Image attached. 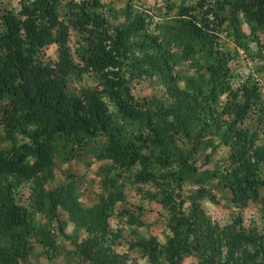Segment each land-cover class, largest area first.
<instances>
[{
    "label": "trees",
    "instance_id": "1",
    "mask_svg": "<svg viewBox=\"0 0 264 264\" xmlns=\"http://www.w3.org/2000/svg\"><path fill=\"white\" fill-rule=\"evenodd\" d=\"M99 5L100 0H68L67 16L63 18L57 0H23L18 9L1 15L0 128L3 132L0 137L8 140V144L0 145V232L9 242L7 249L0 250L2 264L24 258L29 233L38 227L33 214L15 201L13 179H32L36 184L33 197L39 207L42 192L48 198L56 194L63 204L69 197L70 189L65 185L50 188L45 184L52 178L53 167L65 157L60 147H70L72 143L83 148L95 143L97 159H106L121 168H135L133 177L137 182L161 181L165 185L174 182L181 188L186 177L195 173V146L186 151L176 150L174 136L179 128L171 126L167 119V114L174 110V115H179L178 125L182 126L187 113H181L180 105L157 113L153 98L134 95L122 73L124 45L136 32L142 31L153 42L180 34V42L184 44L180 57L188 48L193 64L197 67L206 64V80L201 77L200 83H206L210 101L227 92L222 112L227 113L228 119L220 137L231 148L228 199L242 207L257 199L260 191L264 193L255 131L240 125L255 99L260 98L259 90L256 84L231 86L227 65L231 50L218 46L221 33L227 30L234 36V45L247 50L249 39L255 37L254 30H264V0L181 3L172 22L159 24V34H147L148 22L142 11H136L126 23H113L99 11ZM241 21L250 28L248 34L240 30ZM72 29L78 35L76 57L68 44ZM49 44H55L56 58L47 56L45 47ZM200 57L206 63L201 64ZM84 71H92L95 83L81 86L77 92L71 90L70 78ZM193 84L200 88L199 84ZM206 106L213 109L210 102ZM204 115L211 116V111L204 110ZM212 125L201 122L196 135L202 138L212 132ZM205 157H210L209 153ZM188 195L191 202L187 207H182V198L177 205L169 197L163 202L171 213L170 234L164 243L151 236L148 240L132 242L131 246L141 253L146 248L155 250L146 253L151 264H180L186 252H195L200 259L198 264H222L218 260L221 253L232 256L249 246L253 250L247 254L248 258L260 257L264 261L263 232L242 225L239 214L220 227L197 204L203 197L201 186ZM95 210L105 215L100 204ZM58 228L63 232L62 221ZM80 250L93 257L108 255L95 239L82 243ZM116 255L120 264H127L126 253Z\"/></svg>",
    "mask_w": 264,
    "mask_h": 264
},
{
    "label": "rangeland",
    "instance_id": "2",
    "mask_svg": "<svg viewBox=\"0 0 264 264\" xmlns=\"http://www.w3.org/2000/svg\"><path fill=\"white\" fill-rule=\"evenodd\" d=\"M22 1L0 0V21L5 11L18 9ZM67 1L57 0L59 15L63 18L67 16ZM194 1L100 0L98 9L113 23H126L136 11H142L148 22L147 34H159V24L172 22L181 3ZM240 27L241 31L247 34L250 32L246 22L241 21ZM70 32L68 44L76 57L74 48L78 43V35L73 29ZM254 33L255 37L249 39L247 50L234 45V36L228 34L227 30L221 33L218 46L231 50L227 60L231 86L247 83L258 87L260 98L255 99L240 125L255 131L256 154L260 159V173L264 176V30L256 29ZM180 38L179 34L176 37H161V40L153 42L142 31L132 34L124 45L122 73L134 95L153 98V109L157 113L175 105L181 106V113H187V120L182 126L178 125L179 115L175 116L174 110L167 114V119L171 121V126L174 124L179 128L174 136L176 150L186 151L192 145L195 146V173L186 177L181 188H177L174 182L170 185L161 181L137 182L133 177L135 168H121L106 159H97L94 154L97 147L95 143L83 148L72 143L70 147H60L65 157L53 167L52 178L45 184L50 188L65 185L67 190L70 189L65 204L61 203V199H56V194L48 198L42 192V195L38 194L42 198L39 207L33 197L32 190L36 184L32 183V179L17 181L12 177L15 201L33 214L38 227H33L29 233L24 258L19 257L17 262L8 264H120L116 255L118 253H126L127 264H151L146 253L148 250L154 253L155 250L146 248L147 251L141 253L131 243L148 240L151 236L164 243L170 234L168 223L171 213L163 202L169 197L177 205L182 198V207H187L191 202L188 194L200 186L203 197L198 199L199 203L193 198L203 208L204 214L220 227L232 222L239 214L242 225L256 227L264 233L263 191L258 193L257 199L242 207L235 206L228 199L232 171L231 148L220 137L228 119L227 113L222 112L227 92H221L218 100L210 101L206 83H200L201 77L206 80V64L200 67L193 64L188 48H185L184 56L180 57L184 46ZM45 51L48 57L56 58L55 44L47 45ZM199 61L201 64L206 63L202 57ZM209 61L212 59L209 58ZM158 64H162L161 67ZM201 72L203 74L200 76ZM192 76L195 77L191 81ZM95 81L96 76L92 71H84L74 74L69 80V86L77 92L81 86L92 85ZM191 82L199 84L200 88ZM207 102L211 103L213 109H208ZM204 110L211 111V116L205 117ZM203 121L212 122V132L200 138L196 133ZM2 132L0 128V134ZM7 144L8 140L0 137V145ZM206 153L210 155L207 159ZM149 193L154 195L150 197ZM119 194L122 198L118 197ZM98 204L104 208L105 215L95 210ZM59 221L63 222V232L59 231ZM91 239H95L96 244L99 242L108 255L93 257L87 251L80 250L82 243ZM8 246L9 242L0 232V250ZM252 250L253 247L249 246L247 250L235 251L232 256L221 253L218 260L222 264H264L260 257L248 258L247 254ZM199 262L195 252H186L179 263Z\"/></svg>",
    "mask_w": 264,
    "mask_h": 264
}]
</instances>
